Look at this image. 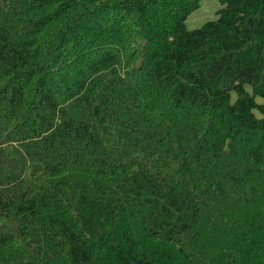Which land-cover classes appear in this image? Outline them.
I'll return each instance as SVG.
<instances>
[{
	"label": "trees",
	"instance_id": "1",
	"mask_svg": "<svg viewBox=\"0 0 264 264\" xmlns=\"http://www.w3.org/2000/svg\"><path fill=\"white\" fill-rule=\"evenodd\" d=\"M201 1L0 0V264H264V0Z\"/></svg>",
	"mask_w": 264,
	"mask_h": 264
},
{
	"label": "rangeland",
	"instance_id": "2",
	"mask_svg": "<svg viewBox=\"0 0 264 264\" xmlns=\"http://www.w3.org/2000/svg\"><path fill=\"white\" fill-rule=\"evenodd\" d=\"M222 4L219 0H202L200 7L193 11L188 17L186 22L189 30L201 28L205 23L218 18L217 12L222 8ZM248 91L252 92L251 87L247 86ZM236 99L235 92H232V101ZM256 101L259 104H264V99L260 96H256ZM258 117H263V114L258 110H254Z\"/></svg>",
	"mask_w": 264,
	"mask_h": 264
}]
</instances>
